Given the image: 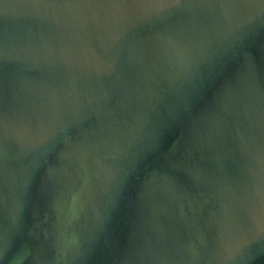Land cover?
<instances>
[{
    "label": "water",
    "instance_id": "obj_1",
    "mask_svg": "<svg viewBox=\"0 0 264 264\" xmlns=\"http://www.w3.org/2000/svg\"><path fill=\"white\" fill-rule=\"evenodd\" d=\"M0 264H264V0H0Z\"/></svg>",
    "mask_w": 264,
    "mask_h": 264
}]
</instances>
